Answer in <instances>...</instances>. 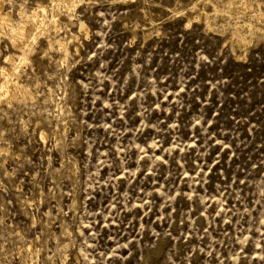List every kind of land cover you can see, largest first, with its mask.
<instances>
[{
  "label": "rangeland",
  "instance_id": "374dc122",
  "mask_svg": "<svg viewBox=\"0 0 264 264\" xmlns=\"http://www.w3.org/2000/svg\"><path fill=\"white\" fill-rule=\"evenodd\" d=\"M59 11L0 38V264H264V0Z\"/></svg>",
  "mask_w": 264,
  "mask_h": 264
},
{
  "label": "bare ground",
  "instance_id": "6f19581e",
  "mask_svg": "<svg viewBox=\"0 0 264 264\" xmlns=\"http://www.w3.org/2000/svg\"><path fill=\"white\" fill-rule=\"evenodd\" d=\"M81 1L82 0H53L50 8L39 3L34 9L32 8L31 11L29 10V12L22 10L19 11V16L17 15L18 18L14 19L11 12L6 9L4 5L5 1L0 0V38H5L12 48L20 49V55H26L25 52L27 53V47L30 46L34 40L33 35L44 31L45 29H49L50 24L53 25L55 31H58V20L60 15L59 10L63 9L64 11L71 12L70 10L76 8ZM242 3L244 2L242 1ZM234 8L236 9V7ZM243 11H245V9ZM254 15L256 16V14ZM238 32L240 31L238 30ZM246 39L247 38H244V36L241 38L243 42L247 43L248 40ZM59 45L60 47L64 46V42L59 43ZM21 58L22 56L18 57L19 60H21ZM3 62V64H0V99L2 97L8 99L17 98V93H20L22 98L31 97V95L27 93V90L24 89L25 87L21 85V82L18 79V65L15 62L13 53L6 54L4 56Z\"/></svg>",
  "mask_w": 264,
  "mask_h": 264
}]
</instances>
